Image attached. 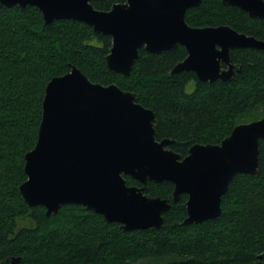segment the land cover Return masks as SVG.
<instances>
[{
  "label": "trees",
  "instance_id": "1",
  "mask_svg": "<svg viewBox=\"0 0 264 264\" xmlns=\"http://www.w3.org/2000/svg\"><path fill=\"white\" fill-rule=\"evenodd\" d=\"M124 1L93 4L108 10ZM186 21L226 24L264 40V18L222 0H202L187 10ZM111 47V35L80 20L47 23L37 6L0 2V264H264V139L259 174H236L222 197V213L203 222L177 224L187 215L186 194L171 199L161 228L129 231L76 203L48 215L44 206L24 200V156L37 141L46 85L71 64L95 82L138 93L156 113V138L174 139L172 148L182 156L194 143H220L237 124L264 116L263 49H233L240 65L233 78L203 81L192 71L171 73L187 56L182 45L162 53L141 48L129 75L107 65ZM125 176L128 184L141 185ZM173 189L169 181H149L146 192L171 198Z\"/></svg>",
  "mask_w": 264,
  "mask_h": 264
},
{
  "label": "water",
  "instance_id": "2",
  "mask_svg": "<svg viewBox=\"0 0 264 264\" xmlns=\"http://www.w3.org/2000/svg\"><path fill=\"white\" fill-rule=\"evenodd\" d=\"M93 1L0 0L8 7L37 6L47 23L71 18L111 35L106 63L125 75L141 48L162 53L183 45L188 54L171 73L186 70L203 81H230L240 70L232 63L233 48L264 50V40L230 25H190L187 9L202 0H126L108 10L96 8ZM223 2L264 18V0ZM157 122L138 93L117 83L95 82L71 64L69 72L46 85L37 141L24 156L22 197L31 206H44L48 215L76 203L126 231L161 228L172 203L148 194L149 181L173 183V202L188 194L187 216L177 223L188 225L222 213V197L236 174H259L264 116L237 124L220 143H194L183 157L170 148L174 139L156 138ZM125 175L141 185L128 184Z\"/></svg>",
  "mask_w": 264,
  "mask_h": 264
},
{
  "label": "flooded vegetation",
  "instance_id": "3",
  "mask_svg": "<svg viewBox=\"0 0 264 264\" xmlns=\"http://www.w3.org/2000/svg\"><path fill=\"white\" fill-rule=\"evenodd\" d=\"M222 1H223V0H222ZM230 5H231V4H230ZM234 6H236V5H234ZM237 7H239V6H237ZM239 8H240V7H239ZM188 9H189V8H188ZM188 9H187V10H188ZM186 13H187V12H186ZM212 26H215V25H212ZM201 27H203V26H201ZM238 31H239V30H238ZM240 32H241V31H240ZM182 46H183V45H182ZM183 47H184V46H183ZM237 48H241V47H237ZM185 49H186V48H185ZM233 49H235V48H233ZM233 49H232V50H233ZM186 50H187V49H186ZM232 50H231V51H232ZM187 54H188V53H187ZM231 58H232V56H231ZM232 63L235 64V65H239L238 63H235V62L233 61V59H232ZM222 68L227 69V68H228V65H227L226 63L223 62V63H222ZM192 72H193V71H192ZM237 72H238V71H237ZM237 72H236V73H237ZM194 73H195V72H194ZM197 78H198V77H197ZM170 148H172V144L170 145ZM172 149H173V148H172ZM173 150H174V149H173ZM176 152H177V151H176ZM182 157H183V156H182ZM172 184H173V183H172ZM183 195H184V194L181 195L180 199L182 198ZM186 195H187V199H188V194H186ZM169 199H170V202L172 203V201H171V199H173V198H172V194H171V198H169ZM186 209H187V208H186ZM186 216H187V215H186Z\"/></svg>",
  "mask_w": 264,
  "mask_h": 264
},
{
  "label": "rangeland",
  "instance_id": "4",
  "mask_svg": "<svg viewBox=\"0 0 264 264\" xmlns=\"http://www.w3.org/2000/svg\"><path fill=\"white\" fill-rule=\"evenodd\" d=\"M195 88V83L192 81V82H190L188 85H187V90L189 91V92H191V91H193V89ZM29 223V221L28 220H23L22 222H21V224H28Z\"/></svg>",
  "mask_w": 264,
  "mask_h": 264
}]
</instances>
